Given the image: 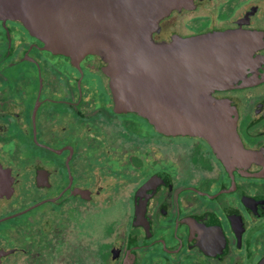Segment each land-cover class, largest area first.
<instances>
[{
    "label": "flooded vegetation",
    "instance_id": "obj_1",
    "mask_svg": "<svg viewBox=\"0 0 264 264\" xmlns=\"http://www.w3.org/2000/svg\"><path fill=\"white\" fill-rule=\"evenodd\" d=\"M223 32L244 47L209 91L231 141L210 142L120 109L100 56L0 20V264H264V0H185L150 36Z\"/></svg>",
    "mask_w": 264,
    "mask_h": 264
},
{
    "label": "water",
    "instance_id": "obj_2",
    "mask_svg": "<svg viewBox=\"0 0 264 264\" xmlns=\"http://www.w3.org/2000/svg\"><path fill=\"white\" fill-rule=\"evenodd\" d=\"M184 1L0 0V20L20 22L56 54L103 58L119 108L157 129L230 142L224 108L209 91L230 71L228 58L241 54L244 35L210 33L153 43L154 26Z\"/></svg>",
    "mask_w": 264,
    "mask_h": 264
}]
</instances>
